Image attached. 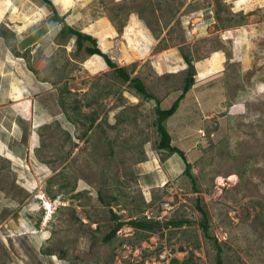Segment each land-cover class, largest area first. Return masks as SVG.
Wrapping results in <instances>:
<instances>
[{"label":"rangeland","instance_id":"obj_1","mask_svg":"<svg viewBox=\"0 0 264 264\" xmlns=\"http://www.w3.org/2000/svg\"><path fill=\"white\" fill-rule=\"evenodd\" d=\"M53 2L162 108L191 58L195 83L165 124L197 185L158 146L155 100L60 37L43 0H3L0 264H216L198 205L226 264H264V0ZM111 209L157 229L106 241Z\"/></svg>","mask_w":264,"mask_h":264},{"label":"trees","instance_id":"obj_2","mask_svg":"<svg viewBox=\"0 0 264 264\" xmlns=\"http://www.w3.org/2000/svg\"><path fill=\"white\" fill-rule=\"evenodd\" d=\"M44 3L52 10V20L61 23L62 27L59 31L60 37L64 36H71L75 35L77 37V46L78 49H82L85 47L86 51L90 55H101L106 63L113 68H116L117 74L123 78L124 81L130 82L133 86V88L143 96H145L149 100H155L156 106H155V112H156V119L154 121L159 141L158 146L160 149L167 150L171 153H177L181 159L185 163L184 173L190 178L194 186L197 185V177L192 171V163L188 160L187 155L185 151L173 144V136L171 132L168 130L165 122L172 117L178 110L181 99L185 96V94L190 90L192 85L195 83V68L194 63L192 62L191 58L189 56H185V60L188 62V69H189V75H187L186 82L183 88V92L181 95L174 100L172 105L169 108H162L160 105V101L156 98L155 94L150 93L143 80L140 77H131V74L129 73L128 69L125 66H119L118 63L109 55V53L104 52L102 48L99 45V42L97 38L81 29H78L71 25L65 16H61L58 10V7L55 5L53 0H43ZM88 42L89 45H85V43ZM66 113V112H65ZM87 116V115H86ZM98 115H88L87 118L90 120V123L88 125V129L93 126L94 122L96 121ZM68 120L74 121V118L70 115H68ZM198 205V204H197ZM198 208L202 212V219H201V228L205 234L206 237L211 241L213 246L216 249V264H226L224 261V248L222 247V244L219 242L218 238L211 233V222L208 212L202 208L200 205H198ZM112 218L115 221L114 226L110 230V232L105 237L106 241L112 240L116 235L117 232L126 224H129L135 228L140 229H146V230H152L155 231L157 229V221H153L151 219L147 220H141V219H131L129 221L121 219V217L111 209ZM186 222L185 220H181L176 224H182Z\"/></svg>","mask_w":264,"mask_h":264},{"label":"crops","instance_id":"obj_3","mask_svg":"<svg viewBox=\"0 0 264 264\" xmlns=\"http://www.w3.org/2000/svg\"><path fill=\"white\" fill-rule=\"evenodd\" d=\"M0 2H3V0L2 1H0ZM3 17V14L0 16V19ZM14 139H16V137H14Z\"/></svg>","mask_w":264,"mask_h":264}]
</instances>
